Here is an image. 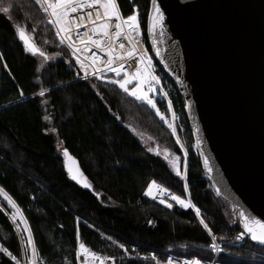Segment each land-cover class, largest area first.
<instances>
[{
	"label": "trees",
	"instance_id": "trees-1",
	"mask_svg": "<svg viewBox=\"0 0 264 264\" xmlns=\"http://www.w3.org/2000/svg\"><path fill=\"white\" fill-rule=\"evenodd\" d=\"M151 1L116 0L122 17L137 16L145 40ZM2 6L10 12L0 13V189L19 208L24 222L18 221L20 215L13 218L15 209L0 195V247L11 253L0 251V264L30 262L33 247L35 258L43 264H76L77 240L117 264H148L126 260L120 247L135 256L153 252L165 258L168 252L211 260L212 254L205 249L209 230L216 242L228 245L241 226L232 207L214 193L195 149H188L184 178L180 161L177 175L171 165L177 158L183 161L182 153L170 130L146 106L112 83L79 79L81 70L69 51L59 46L34 0H0ZM17 26L24 29L38 54L22 45ZM41 52L47 59L39 60ZM50 55L58 59L52 61ZM155 67L170 88L177 136L183 141L188 136L194 147L185 102ZM160 109L166 110L163 105ZM45 110L50 126L43 118ZM130 125L142 129L166 153L149 152L129 130ZM166 154L173 155V160ZM67 158L75 161L90 188L71 178ZM153 182L179 197L185 196V187L208 227L189 209L171 203L169 208L149 199L146 190ZM232 251L248 258L264 255V246L247 240ZM219 261L261 264L224 255Z\"/></svg>",
	"mask_w": 264,
	"mask_h": 264
},
{
	"label": "water",
	"instance_id": "water-1",
	"mask_svg": "<svg viewBox=\"0 0 264 264\" xmlns=\"http://www.w3.org/2000/svg\"><path fill=\"white\" fill-rule=\"evenodd\" d=\"M156 5L164 19L152 27L151 1L146 38L155 64L185 102L202 172L243 229L240 213L264 222V0ZM69 168L79 175L67 158Z\"/></svg>",
	"mask_w": 264,
	"mask_h": 264
},
{
	"label": "snow or ice",
	"instance_id": "snow-or-ice-1",
	"mask_svg": "<svg viewBox=\"0 0 264 264\" xmlns=\"http://www.w3.org/2000/svg\"><path fill=\"white\" fill-rule=\"evenodd\" d=\"M36 3L40 5V7L49 15L51 19H49V23H52L56 26L57 33H65L66 36L61 37V43L64 42L65 38H67L69 41H71V36L67 35L71 32V22L69 21V13L70 12H77L78 10H83L85 8H91L95 9V16H93L92 12L88 13V20L92 24V27L90 29L92 36L99 35L102 37V39H92V36H89L88 33H85L83 37H81V43L92 44L96 48L102 49L105 51L106 55L108 56V60L106 62L107 68L109 71H113L116 73L117 76L121 75V68L123 65L121 64L118 67H113V62L115 60H121L123 61L126 57L130 58L133 57L137 51L135 48V44L138 43L135 40L134 34L139 35V24L137 20V16L135 14H130L126 18L122 17L120 14V11L118 9V6L116 4V0H36ZM153 3V10L156 13L155 17L153 19L152 27L154 28L156 24L163 22V14L160 12L159 7L156 5V0H152ZM10 8L8 6H2L0 7V13L9 14ZM84 16H80L79 20L80 23L83 24L84 22ZM115 20V28L116 32L115 35L109 34V29L112 27V22ZM99 22V23H98ZM16 32L20 38L21 41H23L26 50L32 52L33 55H35L38 51V49L35 48L34 45L30 44L29 37L26 36L25 31L23 28L17 26ZM121 36L124 37V39H127L133 47L127 50L126 56L121 54H115V49L113 48V45L109 43L105 46L104 39H107L108 41H114L116 39H119ZM68 47L72 50L73 56L76 58L77 64H79L80 69L84 71L85 78L89 75V67L92 68V74L95 75L97 72H100L101 69L96 67L97 59L98 58H92V64L87 65L85 61L90 59L89 57H84L83 60H81L80 56L77 55L78 52L81 51H88L87 46H85L84 49L78 48L75 44L69 42ZM120 48L123 49L124 45L120 44ZM40 55H44V53H40ZM47 59V57H45ZM140 62L144 64V68H137L134 74H129L128 72L124 73V79L122 80H110L109 82L112 84H117L120 89L128 93V95L134 97L136 100H143L147 104H149L151 107L155 108L156 105L153 103V101L148 97L146 93L143 92V85L145 82H149V76H150V68H151V60H148L146 57L141 55ZM100 77L97 76V79ZM154 79V78H153ZM133 80L137 81L135 87L132 90H129L128 85L132 84ZM151 91V87L149 88ZM22 95V93H21ZM40 95L43 96L44 92L41 91ZM158 115H160L159 112H157ZM160 118L163 120L164 116L161 115ZM47 119V117H45ZM171 127V125H170ZM175 129L173 128V135H175ZM179 143V141H177ZM149 151H153V149L149 148ZM64 156L68 157L67 150L64 151ZM167 158V154H166ZM173 166H175V161H172ZM69 174L73 180H75L77 183H80L85 188H90V184L86 179L82 177V175L73 174L72 168H69ZM177 175H180V172L177 171ZM153 187H156L155 182H153L151 185H149L148 191L146 192V195H152V189ZM161 191H166L164 189H161ZM0 194L4 195V199L7 200L8 204L11 205L15 209V213L13 218H15L16 215H20L21 221H23V216L20 214L19 208L15 205V203L11 200L10 197L7 196L6 193H3V189H0ZM155 199V197H153ZM172 200H175L178 204H180L182 207H190L191 205L188 203H185L184 200H182L179 196H171ZM160 203H165L163 199L160 200ZM167 207L171 208V204H166ZM197 215H199V209L196 210ZM241 219L243 220V225L245 231L250 235L251 239L253 241H256L260 243L261 245H264V222L261 220L249 217L245 218L244 213H240ZM201 223L204 224V221L201 220ZM204 227L207 228L208 226L204 224ZM25 231H27V228H25ZM209 234L211 235V230H209ZM28 244L32 245L31 235L29 234ZM213 250H216V245L213 243L211 245ZM0 251H3L6 255L11 256V253L8 252L7 248L0 247ZM80 252L86 257L85 264H88L87 257H91L93 260L100 259V257H97L95 253L90 252L83 243L80 244ZM33 257H35V248L33 247ZM13 260H15V257H12ZM155 259V257H154ZM34 264V262H33ZM101 264H103V260L101 259ZM169 264H171V261H169ZM186 264H200L199 260H192L190 262H186Z\"/></svg>",
	"mask_w": 264,
	"mask_h": 264
},
{
	"label": "built area",
	"instance_id": "built-area-1",
	"mask_svg": "<svg viewBox=\"0 0 264 264\" xmlns=\"http://www.w3.org/2000/svg\"><path fill=\"white\" fill-rule=\"evenodd\" d=\"M53 2H54V0H53ZM42 11L47 17V23L53 28L59 44L62 45L64 48H66L69 51L72 58H74L76 60L75 56H73L72 50L68 47L69 42L75 44L80 49H84L85 46H87L88 51H81V52L77 53V55L80 56L81 60H83L84 57H86V56L90 58L87 61H85V63L87 65L92 64V58H98L97 63H96V67L101 69V71L97 72L95 75H93L92 74V68L89 67L88 77L113 76V77L117 78L118 80H122V79H124V73L125 72H128L129 74H134L138 67L144 68V64H142L140 62L141 55L146 57L148 60H151V68H150V76H149V81L151 83L145 82L142 90L153 101V103L156 105V108L160 107V105H163L166 108V111L168 110L169 116L171 117L172 121L174 122L175 113H174V110H173V107L171 104V100H170V96H169V89L170 88L166 87L165 82H163V79L158 75V73L156 71V67H155V62H154V59H153V56H152V53H151V50L149 47V42H148L147 38H146V40L144 39V36H143L140 28H139V35L134 34L135 40L138 42L135 44V48L137 49L135 55L133 57H130V58L126 57L123 61L115 60L113 62V67H118L121 64L123 65V67L121 68V75L117 76L115 72L109 71L107 68L106 62L108 60V56L106 55L105 51H103L102 49L96 48L92 44L85 45V43H81V37H83V35L85 33H88L89 36H92V33L90 31L92 24L89 22L87 17H88L89 12H92L93 16H95V9L85 8L83 10H78L77 12H70L69 13V21L71 22L72 30L67 35H70L72 39H71V41H69L67 38H65L63 43H61V37L66 36V34L65 33H59L58 34L56 26L52 23H49V19H51L49 17V15L43 9H42ZM80 16H84V18H85L83 24L80 23V20H79ZM115 23H116L115 20H113L112 27H110V29H109V34L113 35V36L115 35V32H116ZM92 39H102V37L99 35H96V36H92ZM109 43H111L113 45V48L115 49V54H121V55H125V56H126L127 50L133 47V45L127 39H124L123 36H121L119 39H116L114 41H108L107 39H104L105 46L108 45ZM120 44L124 45L123 49L120 48ZM84 78H85V76H81L79 79H84ZM136 83H137V81L133 80L132 84L128 85L129 90H132L135 87ZM150 87H151V91L149 90ZM137 101L142 102V103H146L143 100H137ZM161 189H164L166 191H161ZM159 195L161 196V199H163L165 202L172 203L175 205V207H177L178 209H181V210H188L189 209L192 211V213L195 216H197V218H199V215H197V212H196V210L198 208L195 207L189 199H187V198L183 199L180 197L182 200L185 201V203H188L191 205L190 207H182L175 200L171 199V196H173L175 194L168 191L167 189H165L163 187L160 188L159 189ZM208 236L210 239V243H209L207 249L212 254L211 260H203V259H200L197 257H176L173 255H166L165 258H159L153 252H148L147 254H145L143 256H135L134 254H130L129 252H127L124 247H120V248L123 251V254H124V257L126 260H129V261L130 260H133V261L138 260L139 261V260L143 259V260H146V262L148 264H169V261H171V264H186V262H190L192 260H199L200 264H221L219 259H220V256H222V255H224L228 258L241 259V260H247L249 258V257L247 258V256L244 254L234 253L232 251V249L237 248L238 246L245 244L246 241L249 240V234H247L242 227H241V231L233 237L232 241L228 245H225L224 243L216 242L213 239V237L209 234H208ZM213 243H215V245H216V250H213V248L211 247V245ZM89 251L92 253H95L97 257H100V259L93 260L91 257H87L88 264H101V259L103 260V264H117L113 258L107 257L103 254H100V253H97V252H94L91 250H89ZM154 257H155V259H154ZM74 259L76 261V264H85L86 257L80 252V243L78 240L76 241V246H75V251H74ZM254 259L257 260V262L264 264V257H262V258L255 257ZM33 262H34V264H43V262L41 260H39L35 257H34Z\"/></svg>",
	"mask_w": 264,
	"mask_h": 264
},
{
	"label": "rangeland",
	"instance_id": "rangeland-1",
	"mask_svg": "<svg viewBox=\"0 0 264 264\" xmlns=\"http://www.w3.org/2000/svg\"><path fill=\"white\" fill-rule=\"evenodd\" d=\"M35 2H36V0H34ZM42 9V8H41ZM48 24V23H47ZM49 25V24H48ZM59 46H61V47H63L62 45H60L59 44ZM64 48V47H63ZM68 51V50H67ZM70 56H71V54H70ZM50 57V59L52 60V61H56L57 59H58V57L57 56H55V55H50L49 56ZM71 58H72V56H71ZM74 61H75V63H76V65H77V67L80 69V66H79V64H77V62H76V60L74 59V58H72ZM39 60L40 61H42V60H45L44 59V57L43 56H40L39 57ZM81 70V69H80ZM81 72H82V76H85V73H84V71L83 70H81ZM100 78L99 79H97V76H95V77H88V78H95V79H97V80H99V81H102V82H106V83H110L109 81L110 80H118L117 78H115V77H113V76H99ZM105 77H107V78H105ZM115 86H117V88L124 94V95H126V96H128L129 98H131V99H133L134 100V98L132 97V96H130V95H128V93H126L125 91H123L122 89H120L119 88V86L117 85V84H114ZM136 101V100H135ZM138 103H141V104H143L144 106H146L147 108H148V110L154 115V117H155V119L157 120V122L159 123V124H161V125H163L164 127H166V128H168L169 130H170V132H171V134L173 135V128L175 129V133H176V124L178 123V119H177V117L175 116V118H174V122L172 121V119H171V117L169 116V113H168V110L166 111H162V109H160V107H155V108H153V107H151L149 104H147V103H142V102H139V101H137ZM48 110V109H47ZM47 110H45V112L43 113L44 114V116H43V118H44V121L50 126L51 125V120H50V116H49V114L47 113ZM157 112H159L160 113V115H158L157 114ZM161 115H163L164 116V119L162 120L161 118H160V116ZM45 117H47V119H45ZM170 125H171V127H170ZM129 128V130L132 132V134L139 140V142L148 150L149 148H151V149H153V151H149V152H156V151H158L160 154H163V153H166V150L163 148V147H160V146H158V144L155 142V141H153V139L151 138V137H149L147 134H145L143 131H142V129H140L138 126H129L128 127ZM50 131H51V129H50ZM52 133H55L54 131H51ZM173 137H174V140H175V143H176V145H177V147L180 149V151H181V153H182V157H183V161L181 162V158H177L176 160H175V166H173V163H172V165H171V168L172 169H175V170H177L178 171V166H179V161H180V163H181V165L183 166V171H182V175H183V178H184V176H185V167H186V163H187V153H188V149L190 148V147H192L193 149H194V147H193V143L191 144L190 143V141H189V137L187 136L186 138H185V140L183 141V138H180V137H178L177 136V133L175 134V135H173ZM177 141H179V143L177 142ZM58 149H59V151H60V149H61V145L59 144L58 145ZM195 151V150H194ZM62 152V151H61ZM167 159L168 160H173V155H171V156H169V157H167ZM152 184V183H151ZM150 184V185H151ZM155 185H156V187H153V189H152V195H146L149 199H151V200H155V201H157V202H159L160 203V200H161V196L159 195V189L160 188H162L163 186H161V185H158V184H156L155 183ZM149 188V187H148ZM148 188H147V190H146V192L148 191ZM164 188V187H163ZM3 198H4V195L3 194H0ZM184 197H181V198H183V199H189L190 200V198H189V195H188V192H187V190H186V188L184 187ZM177 196V195H176ZM153 197H155V199H153ZM191 201V200H190ZM162 204V203H161ZM166 204H169V203H167V202H165V203H163V205H166ZM172 204V203H171ZM197 217V216H196ZM198 220L201 222V218H200V212H199V218H198ZM18 221H21V219L20 218H18ZM202 224V223H201ZM203 225V224H202ZM209 234V233H208ZM210 235V234H209ZM206 249V251H208V249L207 248H205ZM209 252V251H208ZM164 255L166 256V255H171V254H168V252L167 253H164ZM194 257H196V256H194ZM249 258L247 259V261H250V262H257V260H255L254 258L255 257H260V258H262V257H264V255H251V256H248ZM34 258V257H33ZM143 260V259H142ZM141 260V261H142ZM143 261H145L146 262V260H143ZM32 262H33V259L29 262V261H27L26 260V262L24 261L22 264H32Z\"/></svg>",
	"mask_w": 264,
	"mask_h": 264
},
{
	"label": "crops",
	"instance_id": "crops-1",
	"mask_svg": "<svg viewBox=\"0 0 264 264\" xmlns=\"http://www.w3.org/2000/svg\"><path fill=\"white\" fill-rule=\"evenodd\" d=\"M33 260H34V258H33ZM33 263V262H32Z\"/></svg>",
	"mask_w": 264,
	"mask_h": 264
}]
</instances>
